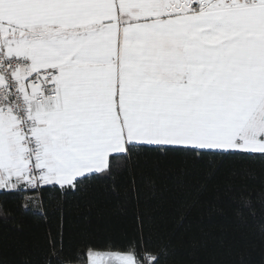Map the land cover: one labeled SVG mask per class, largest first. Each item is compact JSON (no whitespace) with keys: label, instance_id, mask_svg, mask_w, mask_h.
Returning <instances> with one entry per match:
<instances>
[{"label":"snow or ice","instance_id":"6c2138e0","mask_svg":"<svg viewBox=\"0 0 264 264\" xmlns=\"http://www.w3.org/2000/svg\"><path fill=\"white\" fill-rule=\"evenodd\" d=\"M151 157L264 177V0H0V207L17 197L48 225L38 256L10 258L0 235V264H181L138 210ZM101 190L118 211L135 201V234L66 242L70 202ZM187 264H264V231L195 245Z\"/></svg>","mask_w":264,"mask_h":264},{"label":"trees","instance_id":"16d2710c","mask_svg":"<svg viewBox=\"0 0 264 264\" xmlns=\"http://www.w3.org/2000/svg\"><path fill=\"white\" fill-rule=\"evenodd\" d=\"M244 168L243 164L225 160L213 172L207 165L185 164L179 157L149 158L136 172L140 185L138 210L145 229L157 240L170 241L181 264H187L194 246L205 241L230 242L243 236L258 246L264 231V200L257 197L251 211L238 204L244 189L262 190L264 177L258 171L255 175H242ZM127 180V175L117 177L121 193ZM43 196L48 205L46 211H50L54 197L47 192ZM6 200L0 213L10 215L0 216V235L5 238L10 258L19 251H32L38 256L48 239L45 217L19 207L22 201L17 197ZM118 202L119 197L103 190L70 202L66 242L77 244L85 232L94 237L134 235L138 222L132 209L136 203L127 211H118ZM206 258L200 256L201 260Z\"/></svg>","mask_w":264,"mask_h":264}]
</instances>
